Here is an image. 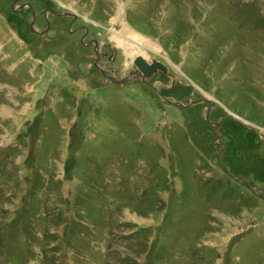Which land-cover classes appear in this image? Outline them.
Listing matches in <instances>:
<instances>
[{"label": "rangeland", "instance_id": "rangeland-1", "mask_svg": "<svg viewBox=\"0 0 264 264\" xmlns=\"http://www.w3.org/2000/svg\"><path fill=\"white\" fill-rule=\"evenodd\" d=\"M0 264H264V0H0Z\"/></svg>", "mask_w": 264, "mask_h": 264}, {"label": "water", "instance_id": "water-1", "mask_svg": "<svg viewBox=\"0 0 264 264\" xmlns=\"http://www.w3.org/2000/svg\"><path fill=\"white\" fill-rule=\"evenodd\" d=\"M135 64L140 69V71L143 73V76L146 79H149L150 77H152V75H154V73L158 70L166 71V67L162 63L158 61H153L152 64H150L141 56H138L136 58ZM113 81L118 82L117 80H113Z\"/></svg>", "mask_w": 264, "mask_h": 264}, {"label": "flooded vegetation", "instance_id": "flooded-vegetation-1", "mask_svg": "<svg viewBox=\"0 0 264 264\" xmlns=\"http://www.w3.org/2000/svg\"><path fill=\"white\" fill-rule=\"evenodd\" d=\"M55 14H57L58 16H59V15H63V16H67V17H72V16L70 15V13H57V12H56ZM74 18H75V17H74ZM73 22H74V20H73ZM92 44H94L96 54L98 55V54H99V53H98L99 44H98V43H91V45H92ZM152 62H153V61H152ZM103 73H104V72H103ZM104 75H106V73H104ZM214 107H215V106H214ZM214 107H212V105L209 106V110L212 111ZM209 118H210V115H209ZM207 119H208V118H207ZM208 121H209V120H208ZM213 127H215L216 129H219V126H218L217 124H214Z\"/></svg>", "mask_w": 264, "mask_h": 264}, {"label": "bare ground", "instance_id": "bare-ground-1", "mask_svg": "<svg viewBox=\"0 0 264 264\" xmlns=\"http://www.w3.org/2000/svg\"><path fill=\"white\" fill-rule=\"evenodd\" d=\"M124 13V9H122V7L120 8V11H119V14L118 15H121V14H123ZM125 24V23H124ZM126 26H127V24H126ZM123 30H124V32H127V33H129V28H128V26L127 27H123ZM118 35L120 34V33H117ZM127 48V47H126ZM138 51L140 52V50L138 49ZM135 58V60H136V58H137V56H135L134 57ZM134 64H135V61H134ZM135 66H136V64H135ZM137 67V66H136ZM166 67V66H165ZM138 68V67H137ZM139 69V68H138ZM139 71H140V69H139ZM141 72V71H140ZM162 72V71H161ZM164 72H167V73H169V70L167 69V67H166V71H164ZM142 73V72H141ZM159 73V72H158ZM138 76H143V73L142 74H140V73H138L137 74ZM146 79V78H145ZM151 79V78H150ZM147 80V79H146Z\"/></svg>", "mask_w": 264, "mask_h": 264}]
</instances>
